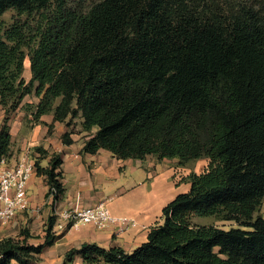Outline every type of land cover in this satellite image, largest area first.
I'll use <instances>...</instances> for the list:
<instances>
[{"label":"trees","instance_id":"1","mask_svg":"<svg viewBox=\"0 0 264 264\" xmlns=\"http://www.w3.org/2000/svg\"><path fill=\"white\" fill-rule=\"evenodd\" d=\"M26 96L40 123L81 119L82 153L208 161L131 253L83 243L63 264H264V219L253 217L264 200V0H97L86 10L78 0H0V157L10 156L9 116ZM41 153L34 171L56 200L61 158L43 167ZM54 221L42 243H27L28 230L0 240V264H32L54 243Z\"/></svg>","mask_w":264,"mask_h":264},{"label":"crops","instance_id":"2","mask_svg":"<svg viewBox=\"0 0 264 264\" xmlns=\"http://www.w3.org/2000/svg\"><path fill=\"white\" fill-rule=\"evenodd\" d=\"M26 97L32 98L33 103L37 101L34 97ZM19 110L14 113L20 112ZM2 111L4 112L3 109ZM47 119L53 121L52 115H43L40 118L41 122ZM54 122H57L55 126L59 131L56 138L46 136L47 127H41V142H32L34 147H41L43 151L41 166L48 165L52 154H59L61 158L57 172H60V182L64 191L56 200H53L52 195L47 196L48 186L44 178L37 176L35 171L28 181L27 191L31 189L34 193L29 192L30 200L32 201L36 196L41 198V220L45 219L47 222L49 217L54 216L56 223L57 214L63 210L95 206L103 201L112 215L133 218L136 225L122 233L117 231L116 226L99 230L91 225H81L77 230L57 232L54 223L55 241L51 246L44 248L38 256L41 260L40 264H63L65 253L70 249L79 248L83 243H95L103 248L119 247L126 253H131L147 241L151 227L162 223V208L177 194L182 193L174 188L173 171L167 163L171 160L159 161L152 156L142 160H123L102 149L95 154H85L81 152V148L88 134L81 128V119H73L70 125ZM64 132H71L69 135L71 143H63ZM10 133L8 160L17 161L27 141L21 140L20 144L18 143L17 147L21 146L22 150L16 155L11 127ZM31 207H34L33 203ZM16 219L6 226H0V240L6 237L24 238L21 235L24 228L17 232L19 224ZM44 234L43 232L37 239V243L33 242L32 237L27 239V243L34 245L42 243ZM11 264L18 263L11 262ZM72 264H84V262L80 256H74Z\"/></svg>","mask_w":264,"mask_h":264},{"label":"rangeland","instance_id":"3","mask_svg":"<svg viewBox=\"0 0 264 264\" xmlns=\"http://www.w3.org/2000/svg\"><path fill=\"white\" fill-rule=\"evenodd\" d=\"M78 1L81 3L82 8L86 10L93 2L97 0H78ZM15 17H16L15 11L9 10L2 15L1 19L3 23L6 26H8L9 24L12 23ZM31 104H33L32 98L25 97L20 102V105H19L20 112L11 113L9 116L8 124H9V127H11L12 129V135H13V140H14L13 146L16 150V155H19L20 151L22 150L21 146L17 147V145L20 144L21 140L27 141L25 145L27 143H32L33 141L41 142V127L42 128L47 127L46 136H51L53 138H56L59 133V131L56 129L57 127L55 126L57 122L50 121L49 119H47L46 121H42L40 123L37 120L32 119L30 109L28 108V106H30ZM0 111H1L0 116H1V124H2L5 113L2 111L1 107H0ZM43 122H45V124H43ZM36 148H37L36 146L33 147L34 150H36ZM10 162L15 163L16 161L14 159V161L11 160ZM207 162L208 161L205 158L193 159L184 164H179L176 160L167 161V163L169 164L170 168H172V171H173L174 188L182 193H184V191L186 190L188 191L189 186H190V183H189L190 176L192 174L202 173L206 169ZM39 163L41 165L40 158H39ZM29 192H32V190L29 189ZM29 192L27 191V197L29 200L28 208L24 212L18 213L13 219L17 218L16 220L19 224V228L17 232H20V230L23 228H24L23 230H28L29 235L30 234L33 235L31 236L32 238H34L33 242L37 243V239L41 237V234L43 232L45 233L46 220L45 219L41 220V198L39 199V196H36V197L33 196L34 198L31 201ZM31 194H34V193L32 192ZM31 203L34 204V207H31ZM257 216H260L264 219V200L260 202V204L258 205L253 215L254 218H256ZM191 223L192 224L214 225L224 230H227L230 227L236 226V224L233 222L219 221V220H216L214 217L192 216ZM38 258L35 261H33L32 264H40L41 260H39Z\"/></svg>","mask_w":264,"mask_h":264},{"label":"built area","instance_id":"4","mask_svg":"<svg viewBox=\"0 0 264 264\" xmlns=\"http://www.w3.org/2000/svg\"><path fill=\"white\" fill-rule=\"evenodd\" d=\"M33 147L32 143H27L15 163L0 157V226H6L29 206L27 185L34 172ZM57 217V232L77 230L81 225H91L99 230L116 226L117 231L122 233L136 225L133 218L112 215L103 201L95 206L63 210Z\"/></svg>","mask_w":264,"mask_h":264}]
</instances>
